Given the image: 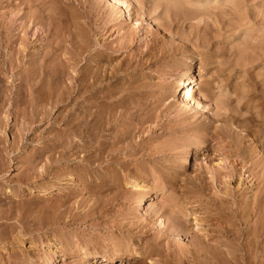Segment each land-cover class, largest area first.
<instances>
[{
    "label": "rangeland",
    "instance_id": "obj_1",
    "mask_svg": "<svg viewBox=\"0 0 264 264\" xmlns=\"http://www.w3.org/2000/svg\"><path fill=\"white\" fill-rule=\"evenodd\" d=\"M1 1L0 28L2 29L0 30L7 43L0 46V264H26L29 258L31 264H78V260L81 258L86 261L84 264H107L103 257L114 246L109 241L117 236V232H112L107 236L109 240L104 241L103 233L105 231H102V226L107 222L122 221L127 224L137 223L140 225L144 219L150 217L154 221L159 217L162 218V221H166L170 214L179 212L178 208H184L182 211L185 213L191 207L197 209V215L200 218L202 215L208 217L210 213V218H213L210 223L214 226L217 223L215 228L222 229L226 237L224 241L237 246L235 254L239 258L238 263L249 264L245 261L247 258L250 259L251 264H259L261 260L259 258L264 253V188L262 187L264 168L261 169L262 165L260 164L256 169L257 176L253 178L246 169L254 167L251 160L246 158L242 161L234 150V141L238 140L239 136V139L242 140V137L244 138L247 134L242 126L237 127V124H229L227 127L230 129L231 138L229 139H222L219 135L214 137L212 134L215 132V127L221 125L220 122L216 124L212 120L215 114L214 105L211 104V111L207 114L204 113V116H201L204 112L202 110V112L196 111L185 105H177L176 108L174 106V109L168 112L166 119L161 116L163 120L160 123L164 125L160 124V127L153 119V123L149 122L151 119H146L149 123L145 122L135 133L141 135L143 131L144 134L141 136L146 137L145 140L137 139L136 143L139 147L135 149L137 152L135 156L128 157V154L125 153L117 155V160L119 159L122 163L124 161V165L116 164L107 173H98L100 179L98 176L90 175L94 165H90L86 160L80 163L74 160L76 149H73V146H87L89 151L87 154L91 159L98 157L100 152L96 150L95 142H103L106 139L110 142L109 139L112 137L110 132L105 131L101 121L94 120L100 124L93 122L90 128L87 127V122L83 117H81L80 126L73 122L76 114L68 106L70 99L66 103L59 104V107H52L44 112L41 111V107H38L36 113L32 114V108H34L31 104L32 97L28 95L25 86H21L19 78L22 76L23 81L26 80V71L30 69L28 58L31 55L37 65L45 61L48 71L54 75L53 79L55 80H47L44 84L43 96L51 91L59 92L62 87L73 86L72 81L76 75L74 66L70 65L71 61L68 59L74 53V37L79 39L81 31L86 33L85 47H90L91 54H93L94 49L102 48L100 46L104 41L111 47L124 43L125 37L138 28L134 32L136 37L131 45L132 50L130 52L121 50L119 53L111 54L107 58L110 64L106 62L105 67L112 69L113 66L117 67L132 59V62L135 63V60L137 62L138 54L140 55L142 50H147L145 43L151 39V34H149L151 32L158 37V46L156 47H169L170 45L178 47L184 44V39H188L190 42L187 44V48H189L186 55L192 58L188 60V66L185 68L190 69L192 77L196 76L195 81L198 83L195 87L196 98L201 99L198 89L203 83V86L209 84L211 91L213 89L211 95L213 94L212 96L220 101L234 97V102L236 95H232V97L230 94L233 89L238 94L248 93L250 97L262 99V97L264 98V0H173V2L179 3L177 7L168 5L172 0H160L161 2L158 0L162 6L155 9L148 5V1L157 0H123L125 5L120 9L115 7L111 0H24L21 5L19 2L23 0ZM91 8H93V15H91L92 21H89L87 18H89L88 14ZM22 15L33 18L28 22V28L26 26L22 28L23 25L20 24ZM174 16L178 18L175 19ZM170 18L175 20L171 21ZM32 21L38 22L32 24ZM87 21H89V25ZM158 23L161 29H157ZM78 24H81L80 27L84 24L85 26L78 29ZM75 26L77 27L75 28ZM76 29L81 31L78 32ZM24 32H27L33 43L27 49L28 58L21 56L19 59L16 53L22 48L21 40L13 44L10 41L22 38ZM198 34L201 35L202 40H199ZM199 43L202 47H199ZM50 53L53 55L51 56ZM13 54H15L17 63L14 69L10 66L9 60ZM24 54L26 55V52ZM181 54L178 55L179 58L182 57ZM87 57L88 54H84L79 67L87 66ZM17 58L19 61L16 60ZM153 70L144 71L149 79L145 80L143 77L136 76L139 79L136 78L132 85H130L133 74L131 71L126 75L122 73L121 80L114 83L124 90L123 95L127 100L133 96L128 100L127 106L132 109L131 111H136V116L141 115V119L154 113V115H160L163 108L165 109L177 101L179 95L177 92L176 97H171L173 90L177 87L174 79L176 75L173 78L160 76ZM47 78L49 79V77ZM143 80L151 85H156V88H140L144 92L140 93L141 90L138 87H141L145 82ZM188 82L190 83V80ZM47 85L49 86L47 87ZM190 85L194 86L193 82ZM161 86L165 87L168 94L161 109L157 112L152 111L153 113L150 114L148 110H145L146 107H138L141 103L146 104V100L142 101L141 96H144L145 99L149 96L150 91L159 92ZM7 91L9 96H6ZM17 91L24 93L21 101L20 98H14ZM67 91L73 93L72 90ZM233 102L231 108L233 107L235 111L231 114L236 115L241 110L236 109L237 103ZM237 105L241 106V104ZM183 110L188 111L189 119L186 118L185 121V117L183 119L178 116V113ZM202 121L212 124L213 130L210 131V136L207 132L192 130L191 124ZM215 124L216 126H214ZM76 132L78 135L80 134V139L76 138ZM211 132L213 133L211 134ZM249 137L242 140L243 147L254 141L255 156L253 155L252 158L256 161L264 158V152L261 151V147H264L262 140L259 136L255 137L254 131ZM127 141L129 142V139ZM202 142H207V145ZM209 145L210 151H206V147ZM185 152L189 154L186 168L182 170L181 155H184ZM87 154L83 153L81 157H86ZM221 159L223 161L220 162ZM103 161H105V157H103ZM227 166L236 167L238 173L231 184L222 185L214 182L211 177L215 169ZM124 170L129 173H124ZM130 175L132 179L129 178ZM198 176L204 178V184L197 179ZM71 177L74 180H71ZM96 177L98 178L96 179ZM237 177L238 179H236ZM127 178L145 186L137 189L136 192L133 189V184L125 183ZM52 180H54L53 183L59 180L61 183L59 189L41 192V189L51 184ZM32 187L35 188V191L26 194ZM171 192L174 195H171ZM225 192L229 195H225ZM137 194L143 196H137ZM176 196L177 198H175ZM140 197L145 198L146 207L144 210L141 208L137 211ZM209 197L228 200L229 203L237 200L243 208L247 203L249 211L246 212L245 217H242V209H237L234 205L233 208L237 209L235 215L233 217L228 215L227 218L218 221L214 217V212H210L212 208L209 209V207L211 206L206 204L209 202ZM258 204L259 208H262L260 211L256 209ZM174 205L177 208H172ZM204 206L209 209L205 210L207 211L206 215L203 214L205 211H201ZM54 207H56L55 210ZM94 210L100 213L97 220L100 223V230L92 229L89 226L92 222L90 217H85L92 216L91 211ZM120 211L126 214L123 218L118 215ZM58 218L60 219L58 220ZM183 221L188 227L192 224L190 216L186 220L184 218ZM168 223L171 224L166 221V224ZM220 223L221 228L219 227ZM157 226L151 229L146 241L156 240L159 233ZM226 230L229 231L228 234L225 233ZM90 235H93V239L98 237L99 246L101 245L97 247L99 256L94 262L91 260L93 252L91 247L94 243L91 241L84 243V239L87 241L91 237ZM214 235L220 236L221 234ZM190 237L184 234L171 235L172 250L177 249L178 246L186 247L190 242ZM209 243H213V241L209 240ZM133 244L142 250L145 242L136 239ZM65 246L69 253L75 252V254L72 253L74 258L62 257L61 251L65 250ZM126 263L127 257L123 261L117 258L112 264Z\"/></svg>",
    "mask_w": 264,
    "mask_h": 264
},
{
    "label": "bare ground",
    "instance_id": "obj_2",
    "mask_svg": "<svg viewBox=\"0 0 264 264\" xmlns=\"http://www.w3.org/2000/svg\"><path fill=\"white\" fill-rule=\"evenodd\" d=\"M159 1L158 0L157 1H148V3H149L148 5H150V7L152 9H155L156 7L162 6V4L160 3L161 1L160 2ZM1 2L2 1L0 0V4H2ZM23 3H24V0L19 2V5H21ZM111 3L115 7H118L119 9L122 8L125 5L123 0H111ZM168 5L171 6V7H177L179 5V3L178 2H173V0H172V1H170L168 3ZM92 10H93V8H91V10L89 11V14H88L89 18H87V19L89 21H92V18H91L92 17L91 15H93ZM176 18H178V17L176 16L175 19ZM30 19L32 20L33 18L29 17L28 15L27 16L26 15H22L20 17V20L22 21L20 24H21V26L23 25L22 28H24L25 26L27 27V24L30 21ZM95 19H96V17H95ZM165 19H166V17H165ZM170 20L174 21L171 18H170ZM76 21H77V19H76ZM89 21H87L88 25H89ZM36 22H38V21H32V24H34ZM1 23H2V21H1ZM135 23H137V20H135ZM85 24L82 25L81 27H84ZM80 25L81 24H78V26H79L78 29H81ZM159 26L160 25L158 23L157 24V29H161V28H159ZM76 27L77 26H75V28ZM19 28H20V26H19ZM0 29H2V28H0ZM78 29H76V31H78ZM84 29H86V28H84ZM84 29H82V30H84ZM137 29L138 28H136L134 32H136ZM80 31L81 30H79L78 32H80ZM82 32L83 31H81V33H80L81 35L79 36V39H78V37H74L75 38V41L73 43V46H75L74 47V53L68 59L69 61H71L70 65L73 64L74 72H75V75H76L75 78H73L74 80L72 81L73 86L71 85L70 87L69 86L62 87L61 91H59V92L55 91L56 93L51 91V92L47 93L48 95L46 94L44 96H43V86H44V84L46 83L47 80H51V81L55 80V79H53L54 75H51V72L48 71L47 67L45 66V61H43V62H41L40 64L37 65V63L34 60L33 56L30 55L29 56L30 58H28L29 52L27 51V49H28L29 45L32 44L33 42L28 37L27 32H24L25 34L23 35V37L17 39V41L15 40V41H10V42L13 44V43L18 42V40H21L20 44L22 45V48H21V50H18V52L16 53V56L18 55V58L22 56L24 58L26 57V59L27 58L29 59L28 62H29L30 69H28V70L26 69L27 70L26 71V80L23 81V77L22 76L19 79H20L21 86L22 85L25 86L26 91L28 92V95L30 97H32L31 104H32V107H34V108H32V114L36 113L35 111L38 110V107H41L40 108L41 111L44 112V110L46 111V109H49V108H52V107L53 108L59 107V104L66 103L70 99V105H68V106H70L71 109L76 114L73 122H75L77 125L80 126L81 117H83L86 120V122H87L86 123L87 127L90 128L93 125V122L96 123L97 121H99V122L101 121L102 126L105 128V131L107 133L110 132V134L112 136L111 139H109L110 142H108L107 139L105 141H103V142H95L97 144V145L95 144L96 145V150H98L100 152V154L98 155V157H95V158L93 157L92 158L93 160L87 154V153H89L87 146H85V147H79L77 145L73 146L74 147L73 149H76V152L74 153V154H76V158L75 159L73 158L74 160H77L78 163H80L83 160H86L87 163H89L90 165H94L93 168H92L93 170H91L90 175L92 174L93 176L94 175L98 176V173H100V172L101 173H107L110 170V168H112V166H114L116 164L117 165H124V163H125L124 161L122 163V162H120L119 159L117 160L116 156L117 155L119 156V154L125 153V154H128L127 155L128 157L135 156V154L137 153L135 151V149H136V147H139L138 144L136 143V142H138L137 139H143V140L146 139V137L144 138L143 136H141L142 134H144L143 131L141 132V135H137V134H135L136 130H139L141 128V126L145 122H146V124L151 122L152 119L155 122H157L156 124H157V126H159L161 124L160 121L163 120V119H161V116H164L165 119H166L167 118L166 116H168V112L170 110H173L174 106L176 108V107H178L180 105H183V106L185 105L187 107L195 109L196 111H201L202 110L204 112L201 111L203 113V115H201V116H204V113L207 114V112L211 111L210 106L212 104V105H214L213 108L215 109L214 118L212 120L216 124H218V122L221 123L220 126H216V124L214 125V126H216L215 127V132H214V134H212L213 132H211V134L214 137L216 135H219L220 137H222V139L231 138V136L229 135L230 129H227V127H229V124H237V127L238 126H242L247 131L246 136L244 138L242 137V140L245 139V138H250L249 136L251 135V132L254 131L255 132V137L259 136V138L262 140L263 145H264V98L263 97H262V99L261 98L260 99H256V98L250 97L248 95V93L238 94L237 91L233 89L230 94H231V96L232 95L233 96L236 95V98H235L234 102H236L237 104H241V106L236 104V109L239 108L241 110V112H237L236 115L235 114H231V112L235 111V109L233 107L231 108V105H232L234 97L232 96L233 99L228 97V98H226L225 101H220L219 99H215V97L212 96L213 94L211 95V92L213 91V89L211 91L210 87L208 86L209 84H207V86H203V83H202V86H200V88L198 89L199 96L201 95V99L199 100L198 99L199 97L196 98L195 94H196L197 90H195V87L198 84L195 81V77L196 76L192 77L191 72H189L190 69L188 70V69L185 68L186 66H188L187 65L188 60L189 59L191 60V58H192L191 56H187L186 55L187 49L189 48V47L187 48V46H188L187 44H188V42H190V40L184 39L183 40L184 44L181 45V46H178V47H174L173 45H170L169 47H164V46L156 47V46H158L157 45L158 37L151 32V33H149V34H151L150 35L151 39L149 41L147 40V42L145 43V47L147 48V50H145V51L142 50V52H140V55L138 54L139 60L137 62H136V60H135V63H134V61L132 62V60H133L132 59L130 61H127L126 63H122L120 65L118 64L119 66H117V67L113 66L112 69H108L107 67L104 66V65H106L105 64L106 62H107V64L109 63L107 58L109 56H111V54H113V53H119L121 50H129V52H130L132 50V48H131L132 46L131 45L133 44V42L135 40L136 33H134V32L130 33V35L125 37L126 41L124 43H121V44L117 45L116 47H111L110 45L106 44V42L104 41L105 43L103 42V44L100 46L102 48L94 49L93 50L94 53L91 54V48L90 47L86 48L85 47V43H84L85 39H86V33L84 34L85 31L83 33ZM2 34L3 33H1V30H0V46L4 45V43H7V40L3 39V35ZM33 36H34V34H33ZM197 36H198L199 40H202L201 39L202 37H201L200 34H198ZM169 37H171V36H169ZM166 46H168V45H166ZM195 47L197 48L198 46H195ZM199 47H202L200 45V43H199ZM25 52H26V55L24 54ZM129 52H128V54H129ZM84 54H88V57L86 58V60L88 62L87 66L79 67V64H80L81 60H83ZM179 54H181L180 55V56H182L181 58L178 57ZM50 55L52 56L53 54L50 53ZM15 58H16L15 54H13V56H11L10 59H9L10 60V66L13 69L15 68V64H17L15 62ZM18 58L16 59L17 61H19ZM92 63H94V64H92ZM152 69H154L153 70L154 73L156 72V74H158L160 76H169L170 78H173L176 75V78H174V79H175V81L177 83V87L173 90V95H171V97H176L177 92H179V95L177 96V101H175L174 104H172V105L170 104L171 106L168 105L167 107H165V109L163 108L162 111L160 110L161 111L160 115H154L155 113L152 114L153 113L152 111L157 112V110L161 109L164 106V103H165L166 99L168 98V94H167V91L165 90V87L161 86L160 87L161 89H160L159 92L153 93L152 91H150V92H152V94H150V92H149V96L147 95L148 97H146L145 99H144V96H141V100L142 101L146 100V104L141 103V105L139 104L138 107H140V108L141 107H146V109L145 108H143V109L148 110L150 112V114H152V115H148V116L146 115L145 119L144 118L141 119V115H139V116L137 115L136 116L135 115L136 111L135 112L131 111L132 109L128 108V106H127L128 100L130 99V97H133V96H130L129 99L127 100L124 97V95H123L124 90L121 87H119L118 84L115 85L114 83L119 82L121 80L122 73L124 75H126L130 71H131V73L133 72L132 79H131L132 82H131L130 85H132L133 81L136 78H138V77H143V79H145V80L149 79V78L146 77L147 75H146V73H144V71L145 70H149L150 71ZM145 72H147V71H145ZM136 76H138V77H136ZM47 77H49V79ZM145 80H143V81H145ZM189 80H190V83L188 82ZM53 82H55V81H53ZM192 82H193L194 86L191 87L190 84H192ZM48 86L49 85H47V87ZM52 86H53V84H52ZM147 87L148 88L149 87L156 88V85H154V84L151 85V84H149V82L146 83V81H145L141 85V87H138L139 90H141L140 93L143 94L144 92H142L143 91L142 89L147 88ZM140 88H142V89H140ZM67 90H69V91L72 90L73 93H71V92L69 93ZM72 94H73V96H71ZM6 96H9L8 95V91H7V95ZM22 96H24V93L22 91L21 92L17 91L14 94V98H20L19 99L20 101L22 100ZM45 96H47V97H45ZM178 97H179V99H178ZM148 102H150V103H148ZM189 111H191V110H189ZM149 112H147V113H149ZM180 112L181 113H178V116L183 118V119L185 117V119H184V121H185L186 118H188L187 117L188 116L187 115L188 111L183 110V111H180ZM202 113H200V114H202ZM146 119H148V120L151 119V120L148 122V120H146ZM215 119H218V120H215ZM94 120H97V121H94ZM154 121H152V123ZM99 122H97V123H99ZM75 123H74V125H75ZM161 125H164V124H161ZM191 125H192L191 128H192L193 131H194V129H197V130H200V131H203V132H207L208 135H209L210 131L213 130L212 124L208 123V122L204 123L202 121L200 123H195V124L193 123ZM116 129H117V131H116ZM75 130H78V129H75ZM146 132H148V131H146ZM77 133L78 132H76L75 136H76V138L80 139V137H79L80 134L78 135ZM108 136H110V135H108ZM219 136H218V138H219ZM239 137H238V140L234 141V150L236 151V153L238 154V157L242 161H244L246 158L248 160H251V163L253 164L254 167L251 168V169H248V168H246V169H247L248 172L251 173L252 177L255 178L257 176V172H256L257 167H259L260 164H261L262 166H260V168L261 169L264 168L263 167L264 166V158H262V159H260L258 161L254 160L252 158V156L255 154V149L253 148L255 142L253 141L252 144L243 147V141L241 139H239ZM128 139H129V142L127 141ZM255 139H257V138H255ZM123 140L124 141L126 140L127 142H124ZM253 140H254V138H253ZM120 141H123V142H120ZM204 141H206V140H204ZM198 143H200V142H198ZM202 143H205V145H207V142H202ZM122 144H124V145H122ZM120 145H121V147H120ZM91 148H92V146H91ZM261 148H262L261 151L264 152V147H261ZM140 149H142V148H140ZM133 151H134V153H133ZM137 151L139 152L138 149H137ZM206 151H210V145L206 147ZM83 153L87 154L86 155L87 158L83 157V156L81 157V155ZM101 154H103L105 156H103ZM188 154L189 153L185 152L184 155H181L182 159H181V157H179L181 159V163H182L181 164V169L182 170H184L186 168V164H187V160H188ZM103 157H105V161H103ZM236 159H237V157H236ZM94 160H95V163H94ZM110 160H111V163H110ZM219 161L221 162L223 160L221 159ZM214 162H216V161H214ZM104 164H106V165H104ZM98 166H99V168H101L100 170H99ZM139 166L141 167L142 165H139ZM243 167H245V165H243ZM217 168L213 172L211 179L214 182L218 183V184H222V185L223 184L224 185L225 184L226 185L229 184L230 185L231 181L238 175L237 169L234 166H227V167H222V168H219V169H217ZM124 173H129V172L124 170ZM56 176H57V174H56ZM200 176H198L197 179L201 183H203L204 182L203 181L204 178L200 177ZM98 177L100 178V176H98ZM98 177H96V179ZM129 178H131V175H130ZM58 179H60V178H58ZM175 179H176V177H175ZM186 179H189V178H186ZM236 179H238V177ZM55 180H57V179H55ZM71 180H74V178L71 177ZM53 181L54 180H52V183L49 184L46 187L47 189L46 188L41 189V192H43V193L45 191L46 192H51L53 190L59 189V186H60L59 184H61V183H59V180L55 181V183H53ZM60 181H61V179H60ZM106 182H107V180H106ZM125 183L127 185L129 183L133 184V187H134L133 189H135V191L137 189L143 188L145 186L142 183H138L135 180L131 181L129 179ZM201 183H200V185H201ZM203 184H202V189H203V186H204ZM256 184H255V186H256ZM213 186H215V185H213ZM262 187L264 188V183L262 184ZM34 191H35L34 187L29 188V191H27L26 194H31ZM199 192H200V190H199ZM226 192L224 194L228 196L229 193H226ZM189 193L191 194V192H189ZM172 194L173 193L171 192V195ZM137 196H143V195L142 194H137ZM230 197L234 198L231 195H230ZM175 198H177V196ZM172 199H173V197H172ZM208 200H209V202L206 201V202H208L206 204L208 206H211V207H209V209L212 208L210 212H214V217L218 221H221L222 219L227 218L228 215H232L230 217H233L235 215V213L237 212L238 208L242 209V217H245L246 216V212L249 211V210H247L249 208V205L247 206V203H246L245 208H243L242 205H240L237 202V200H235V202H230V203H229L228 200H224V199H220V198H216V197H209ZM259 204L256 206V209L258 211L262 210V208H259L260 207ZM234 205H236L237 209L233 208ZM243 205H245V204H243ZM175 206L176 205L172 206V208L175 207ZM253 206H254V204H253ZM145 207H146L145 198L144 197H140L139 205L137 206L136 209H137V211H139L141 208L144 210ZM200 207H202V206H200ZM175 208H177V207H175ZM213 208H215V209H213ZM254 208H255V206H254ZM55 209H56V207H54V210ZM209 209H208V207L204 206V209H201V211L202 210L205 211V210H209ZM178 210H179V212H177V213L174 212L176 214H170L169 218H167L166 221L167 222H171V224H169V223L166 224V221H162L161 217H159L155 221L152 219V217L146 218V219H144V221L140 225H137V223H134V224H130L129 223V224H127V223H123L122 221H119V222H115L114 221L113 223L112 222L111 223L107 222L106 225L102 226L103 227L102 231H105L103 233L104 241L107 242L109 240V238L107 236H108V234H111L112 232H117V236L114 239H111L109 241L114 246L112 247V249H109L107 251L106 255H104V257H103L104 258L103 260H105V262H107V264H112L117 258H119L120 261H123V259L126 258V257H127V263L126 264H242L240 262L238 263V259L239 258L235 254L237 246H235L233 243H230V242L227 243V241L226 242L224 241L225 240L224 238H226V237L224 236V233L222 232V229L219 230L218 227L215 228L217 223H215L216 224L215 226L212 223H210L211 219H213V218H210V213L209 212H208L209 213L208 217L207 216L203 217V215L201 214L202 218H200V216L197 215V211H196L197 209L194 208V207H191L189 209V211H188V212H190L189 214H185V213H188L187 211L185 213H184V211H182V210H184V208H182V209L178 208L177 211ZM98 212H96L95 210L91 211V214H93V215L92 216L91 215L90 216L87 215L85 217H90V220L92 222L90 223L89 226L92 229H99L100 230V227H99L100 223L97 222V220L99 218L98 215H100V213H98ZM206 212L207 211L203 212V214H205ZM157 213H158V211H157ZM118 215L121 218H123L126 214L124 212L120 211V212H118ZM58 216L60 217L59 214H58ZM189 216H190V220L192 222L190 227H188V225L186 226L185 221H183L184 218L186 220V219H188ZM255 217H256V215H255ZM59 219L60 218H58V220ZM158 221H159V223H158ZM156 225H158L157 229H159V233L157 235L156 240H154L153 242L152 241L151 242L150 241H146L147 238L150 235L151 229L153 227H156ZM246 225H248V224H246ZM212 226H214V227L212 228ZM220 226H222L221 223H220L219 227ZM229 226H230V224H229ZM251 231H253V230H251ZM209 232H210V234H209ZM228 232L229 231L226 230L225 233L228 234ZM216 233H218V235H220V234L221 235L220 236H215L214 234H216ZM173 234H178V235L184 234L185 236H187V235L191 236L189 244L186 247L178 246L177 249L172 250V248H171L172 245L170 243V238H171V235H173ZM245 234H246V232H245ZM90 236L91 237H89V239H87V241H85V239H84V243L88 242V241H91V243H94L93 246L91 247V250L93 251L91 253V260H93V262H94V260L97 259L98 256H99L98 255V249L99 248L97 249V247L99 246L100 241H98L99 240L98 237H96V239L95 238L93 239V235H90ZM255 236H257V235L255 234ZM136 239H139V240H142V242H145L143 248L141 247L142 250L140 249V247H137L135 244H133V242ZM71 240H73V239H71ZM209 240L210 241L212 240L213 243H209ZM86 246H88V245H86ZM105 248H107V246H105ZM251 252H253V251H251ZM61 253H62V257L70 256L71 258H74V255H72V253L75 254L74 251L69 253L67 251V246H65V250L61 251ZM255 254H256V252H255ZM51 255L55 256L53 254H51ZM28 258H29V256H28ZM130 258L133 259V260H129ZM245 259H246L245 260L246 263L251 264L250 263V259H247V258H245ZM259 259H261L259 264H264V253L261 255V258H259ZM29 260H31V259L29 258L28 262L26 261L27 262L26 264L29 263ZM132 261H134V262H132ZM85 262L86 261H84L83 258H81V260L80 259L78 260V264H84ZM29 264H31V263H29Z\"/></svg>",
    "mask_w": 264,
    "mask_h": 264
}]
</instances>
